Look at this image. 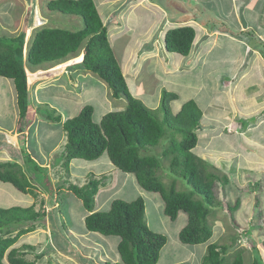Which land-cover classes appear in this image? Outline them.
Here are the masks:
<instances>
[{
  "label": "rangeland",
  "instance_id": "obj_1",
  "mask_svg": "<svg viewBox=\"0 0 264 264\" xmlns=\"http://www.w3.org/2000/svg\"><path fill=\"white\" fill-rule=\"evenodd\" d=\"M3 1L5 0H0L1 7L2 3L4 4ZM14 1H9L10 3L6 7L0 9V33L8 36L18 35L27 24H36L35 26L30 25L26 40L27 46L34 38L36 30L41 27L77 30L84 26L82 17L50 10L44 3H38L39 9L37 7L31 9V7H27L25 2ZM223 7L227 8L226 6ZM72 17L77 19L76 23L69 22L71 25L64 23ZM228 17H231L232 25H240V22L235 19L231 12L228 13ZM140 18L141 21L142 19L145 20L147 15L142 13ZM151 19L154 20V24L158 22L154 17ZM133 21L134 16L131 15L129 22ZM106 26L109 28L110 24ZM120 26L125 28V24H120ZM136 28L141 27L136 25ZM117 32L120 33L121 29L114 28L109 35L114 37L118 34ZM245 35H247L246 31H243L238 40L242 41L241 36L246 37ZM224 38L219 37L218 45L223 43ZM240 41H227L225 42L226 47L223 46L215 52L217 54L220 52L235 54L242 45ZM82 52L83 46L78 52L67 56L62 63L71 64L75 61L73 66L78 67L77 60ZM214 55L216 54L212 52L213 60L208 63L207 67L212 71H217L220 69V65L225 63V58L215 60ZM135 65V70L129 76L128 87L136 98L146 103L145 98L148 99L155 95L157 100L159 93L161 100L166 91L169 93L168 95H173L170 98L171 103L184 102L185 104L191 99L190 94L193 93L191 86L187 87L184 82L179 83L177 81V85L171 88L165 85L169 81L161 85L163 81L160 80L159 82V78H156L169 65L166 55L159 58L150 56L147 61H136ZM26 67L31 76L29 88L32 101H34V107L31 105V108H34V114L28 115L30 124L19 123V113L17 111L12 113L14 111L13 106L17 109L14 97L11 96L12 80L0 77V123L3 125L2 132L4 133H0V155L6 156V152L9 150V152L14 153L11 154L12 159L17 168H21L36 186L37 195L23 194L9 183L0 182V207H29L34 204L36 210L46 215L42 219L44 226H39L35 231L23 234L15 246L24 252H28L26 255L28 259H35L38 255L36 264H106L107 261H121L116 246L117 237L87 231L84 225V217L87 212L81 200L67 189L70 182L84 185L92 174H96L98 178L102 179L104 185L100 186L96 195L95 210L106 209L111 201L116 198L129 200L142 196L145 199L146 223L150 228L165 233L168 238L157 264H200L205 254L204 251H206L205 243L186 245L178 240V233L186 223L185 214H180L175 221L167 218L160 195L141 189L133 175L116 169L106 155H102L97 160L77 158L66 165L62 158L66 136L61 122H52L43 114L38 112L39 115L35 112L38 108H42L40 111L43 113H46L47 107L56 108L62 114L63 120H66L77 115L83 105L94 104L95 116L100 119L106 112L125 110L127 100L124 97L115 99L104 80L97 74L81 67H78V70L73 73L70 71L68 73L65 69L63 72L60 71L63 68L58 61L44 62L35 66L26 61ZM85 72H88L90 77ZM74 74L82 76L81 80L84 86L79 88L78 85L73 84L75 83V78L72 77ZM49 83L53 84L51 87L54 88V92H51L52 94L48 91L42 92L40 97L50 99L53 102L44 107H39L44 105L37 93L39 87ZM70 84L74 86L71 87ZM81 89L83 93L79 94L78 91ZM68 96L71 97V101H63ZM148 103L150 104L151 100H148ZM161 106L160 101L156 114L163 119L164 112L161 111ZM172 113L171 111L169 118L172 117ZM242 120L246 125L251 124L250 121L253 122L250 120L247 123L244 118ZM25 127H27V136L24 137L26 134H24ZM18 129H20V133H18ZM225 132L228 133L226 138L219 139L216 137L210 143L211 156L205 155L201 146L203 145L202 139L207 140V136L202 137L201 133L200 145L193 149L196 156L207 161L206 169L219 177L215 180L216 186L214 188V202L218 205L208 217L213 231L211 241L229 244L228 257L231 259L238 250H242L244 264H264V147L252 152L244 146L238 147L232 141L233 136L243 135L244 132L237 123H230ZM174 134L177 138L181 136L180 133ZM10 136L17 138L20 136V142L16 146L13 145L9 142ZM221 147H225V149L222 155L217 157ZM162 148L158 147L157 151L160 153ZM238 149L242 151H238ZM244 151L251 152V156L253 153L256 154L253 156L254 158H246ZM214 156L217 157L216 160H214ZM163 164L165 168L167 167V171L163 173L165 168L162 167L161 170L163 171L159 175L165 183L170 184L171 179L175 177L177 178L176 186L178 189L186 191L190 189L186 180L173 176L169 172L168 162ZM244 170H248L247 173ZM225 176H227L226 181H224ZM234 239L236 241L231 245ZM23 244H30L33 247L22 248Z\"/></svg>",
  "mask_w": 264,
  "mask_h": 264
},
{
  "label": "trees",
  "instance_id": "obj_2",
  "mask_svg": "<svg viewBox=\"0 0 264 264\" xmlns=\"http://www.w3.org/2000/svg\"><path fill=\"white\" fill-rule=\"evenodd\" d=\"M47 7L82 17L84 26L77 30L41 27L36 30L29 46L26 45L29 28L36 24H27L18 35L0 33V77L11 79L14 83L19 123H29L28 115L34 114L29 88L31 76L26 61L33 66L44 62L61 63L83 46L79 64L104 80L115 99L124 97L127 105L125 110L106 112L100 119L95 116L94 104L83 105L77 115L66 120L56 108L47 107L46 113L40 111L42 108L36 109L35 112L50 121L61 122L66 136L62 153L64 163L69 165L77 158L97 160L106 155L116 169L133 175L141 189L160 195L167 218L175 221L180 214L186 215L178 240L186 245L205 243L206 251L200 264H244L242 250H238L231 259L228 257L229 244L211 241L213 231L208 217L218 205L214 202V188L219 177L208 171L205 167L207 161L193 151L199 141L195 127L200 112L195 102H186L177 114L172 113L169 118L173 95L165 91L161 98L162 119L156 114L157 108L147 106L130 92L110 44L108 28L94 0H50ZM195 36L196 30L192 25L171 27L166 31V47L170 52L187 56ZM45 86L44 91H39V97L46 91L52 94L47 89L49 85ZM40 99L44 105L39 107L53 102L44 97ZM26 130L27 127L24 128ZM174 133L181 136L177 138ZM9 142L16 146L20 136H10ZM158 147H163L160 153ZM164 162H168L173 176L187 181L189 190L178 189L175 177L170 184L163 181L159 173L163 171L162 167L165 168ZM0 181L9 183L24 194L37 195L36 186L15 162L0 161ZM101 185H104L102 179L92 174L84 185L70 182L67 189L81 200L87 212L84 217L87 231L117 237L116 246L121 261H107L106 264H157L168 238L146 223L145 199L142 196L129 200L116 198L106 209L95 210L96 195ZM45 215L36 210L34 204L29 207H0V264L37 263L38 255L35 259H28V252L20 250L15 244L23 234L44 226L42 219ZM32 247L30 244L22 245V248Z\"/></svg>",
  "mask_w": 264,
  "mask_h": 264
},
{
  "label": "crops",
  "instance_id": "obj_3",
  "mask_svg": "<svg viewBox=\"0 0 264 264\" xmlns=\"http://www.w3.org/2000/svg\"><path fill=\"white\" fill-rule=\"evenodd\" d=\"M9 1H3L4 4L2 3L0 9L6 7ZM18 1L25 2L31 9L32 7L39 9L38 3L47 5L50 0ZM94 2L103 23L110 24L109 41L127 84H129L130 74L135 70L136 61H147L150 56L159 58L166 55L169 65L156 77L159 78V82L163 81L161 85L169 81L165 85L171 88H174L178 82H184L187 87H192L193 93L190 94V100L195 102L200 112L195 127L199 137L197 145L201 142L200 133L202 137L207 136V140L202 139L203 145H201L205 155L211 156L210 143L216 137L223 139L228 136L225 130L229 128L230 123L239 124L244 132L243 135L233 136L232 141L238 147L244 146L251 152L264 147V0H189L188 2L186 0H94ZM230 12L240 22L239 26L231 24V17H228ZM142 13L146 14L147 18L141 21ZM131 15L134 16L133 22H129ZM152 17L158 21L156 24ZM76 21L77 19L72 17L64 23H76ZM120 24H125V28L123 29ZM136 25L141 28H136ZM183 25H192L196 30L192 49L187 56L168 51L165 40L166 31L169 28ZM114 28H120L121 32H117L118 34L112 37L109 33ZM243 31H246L247 35L241 36L242 41H240L238 37ZM219 37H225L220 45H218ZM151 39L153 40L150 41ZM227 41H240L242 45L239 51L235 54L225 52L217 54L215 50L226 47ZM212 52L216 54L215 60L225 58V63L220 65L217 71L207 67L213 60ZM81 56L77 61L81 59ZM74 62L71 64L61 62L60 66L63 69L60 71L63 72L65 69L68 73L69 71L73 73L78 70V67L83 68L80 64L78 67L73 66ZM250 71L253 72L250 73ZM79 74H74L72 77L75 78L73 84L80 88L84 86V83ZM88 76L90 77L89 74ZM12 84L11 96L14 97L17 106L13 81ZM73 84H70L71 87L74 86ZM45 85H49L50 88L47 89L54 92L52 83ZM44 87L46 86H40L38 91L43 90ZM78 92L82 94L83 90ZM148 100H151L150 104ZM63 101L69 102L71 97L68 96ZM145 101L150 107L158 108L161 101L159 93L157 100L153 95L148 99L145 98ZM183 104L184 102L171 103L172 112L177 114ZM32 105L34 106V101ZM13 110L12 113L16 111L19 113L18 106L17 109L13 106ZM242 118L246 119L247 123L250 120L253 122L250 121L251 124L246 125ZM1 125L0 123V133L4 134L3 125ZM5 129L8 130V128ZM24 133L27 134V131ZM224 149L225 147L220 148L217 157L222 155ZM238 151L242 150L238 149ZM251 152L244 151L245 157L254 158L256 153L251 156ZM6 154V156L0 155V161L15 162L8 151ZM217 157L214 156V160ZM244 171L247 173L248 170Z\"/></svg>",
  "mask_w": 264,
  "mask_h": 264
},
{
  "label": "bare ground",
  "instance_id": "obj_4",
  "mask_svg": "<svg viewBox=\"0 0 264 264\" xmlns=\"http://www.w3.org/2000/svg\"><path fill=\"white\" fill-rule=\"evenodd\" d=\"M27 131V130H26Z\"/></svg>",
  "mask_w": 264,
  "mask_h": 264
}]
</instances>
